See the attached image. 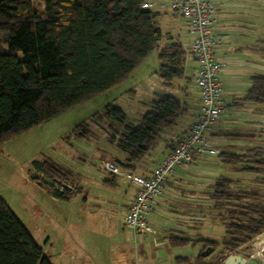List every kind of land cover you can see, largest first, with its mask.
<instances>
[{"label": "trees", "instance_id": "trees-1", "mask_svg": "<svg viewBox=\"0 0 264 264\" xmlns=\"http://www.w3.org/2000/svg\"><path fill=\"white\" fill-rule=\"evenodd\" d=\"M143 1L44 0L40 15L32 0H0V143L124 82L158 49L162 32L155 19L159 12L141 8ZM185 57L186 51L176 42L159 49L157 72L164 86L184 78ZM250 81L244 99L264 105V74H254ZM180 110L177 97L154 96L151 109L138 124L124 125L118 144L127 157L120 166L133 168L153 147L160 128L168 126ZM95 115L124 122L123 111L111 103ZM78 127L74 126L73 134L86 137L87 130L78 132ZM254 150L252 154L217 153V158L235 172L261 176L264 190V158L258 157L260 149ZM32 166L55 178L53 165L46 160H34ZM238 184L226 175L214 179L209 197L225 238L211 257L219 243L200 238L202 249L193 264H217L220 253L232 254L264 232V193ZM51 193L61 200L70 194L59 189ZM188 241L170 238L169 244L183 246ZM180 263L191 264L186 259H178ZM0 264H52L1 196Z\"/></svg>", "mask_w": 264, "mask_h": 264}, {"label": "rangeland", "instance_id": "rangeland-1", "mask_svg": "<svg viewBox=\"0 0 264 264\" xmlns=\"http://www.w3.org/2000/svg\"><path fill=\"white\" fill-rule=\"evenodd\" d=\"M32 3L41 15L44 0H32ZM161 20L157 23L163 32L160 44L174 43L170 42L171 35L179 31L182 36L180 43L186 48V41L191 38L182 25L181 17L172 20L173 26ZM158 65L157 56L152 52L137 67L134 76L122 82V88L128 85L134 89V96L119 88L102 92L0 143V196L41 246L44 255L50 257L52 264H72L74 260H78V264L137 263L135 245H122L123 239L130 236L122 225L125 208L121 206L120 200L108 197L115 190L104 187L99 174L104 172L102 167L108 170L106 165L112 164L113 159L123 158L124 151L118 143L124 125L138 124L143 113L151 109V99L166 91L157 72ZM109 103L123 111V123L95 115L101 113ZM78 124L77 131L82 132L85 128L86 137L79 138L73 134L72 129ZM243 133L252 134L253 147L264 150V123L251 130H243ZM155 148L158 149L157 146ZM258 157L264 158V152L258 151ZM34 160H46L53 165L51 172L55 180L37 172L32 166ZM222 170V175L238 180L236 187L264 193L259 184L261 176ZM35 175L37 179L33 178ZM59 180L73 189L77 188V193H72L66 201L55 197L51 193L52 189L66 191L69 188L62 187ZM205 234L214 240L223 241L224 226L218 220L206 228ZM119 249H124V252H119ZM148 249V259L140 257L141 263L152 264L156 250ZM166 249L162 251L163 263L171 253V248ZM176 249L185 251L191 248L186 246Z\"/></svg>", "mask_w": 264, "mask_h": 264}, {"label": "crops", "instance_id": "crops-1", "mask_svg": "<svg viewBox=\"0 0 264 264\" xmlns=\"http://www.w3.org/2000/svg\"><path fill=\"white\" fill-rule=\"evenodd\" d=\"M213 1L216 11L212 27L220 37V42L215 46V57L224 62L220 76L224 89L221 100L226 111L210 130V141L217 153L252 154L255 152V147L252 145L253 135L244 134L243 130H251L264 123V105L248 102L244 98L250 87L252 75L264 74V6L262 5L264 0ZM155 11H162V17L158 16L155 19L156 23L160 22V18H162L163 22L170 26L173 24L174 18L180 17L167 7L156 8ZM181 22L184 27L183 20ZM158 26L162 32V27L159 24ZM173 30L177 31L175 28ZM171 37L172 41L170 42L181 45L182 36L179 31L172 34ZM161 38L163 37L161 36ZM175 38L177 39L175 40ZM167 44L169 43H161L159 48L153 51L157 59L159 49ZM183 49L186 51L184 78L172 80L169 87L164 86L161 81L166 91L163 94H156H171L177 97L181 103V110L168 126L160 128L153 147L135 163L133 168L120 166V163L124 162L127 157V154L123 152V158L112 160V164L117 168V173H112L102 167L104 172L99 174L101 184L115 190V193L108 197L120 200L125 211L136 191L135 183L127 179L125 175L147 176L166 151L175 144L181 135L186 133L198 112L199 95L193 81L197 67L190 53V39L186 41V48L183 47ZM187 55L188 62L186 61ZM138 68L130 76H134ZM122 85L123 83H120L109 90L119 88L124 92L127 91L130 96H134L133 88H129L128 85L122 88ZM222 169L236 174L240 173L221 163L217 154L202 155L197 157L194 164L187 168H176L168 175L165 189L158 197L157 205L149 217L153 231L139 236L126 228L124 222L122 223L124 230L126 229L130 234L129 237L123 239L124 241L122 240V245L131 243L135 245L136 264H144L139 259L142 256L144 259H148V248L156 250L152 264H177L178 259H186L193 264L194 257L202 249V244L198 242L200 238L219 243V246L209 257L222 248L221 242L223 241L214 240L205 234L206 228L218 221L213 212L209 192L214 179L224 172ZM68 190L69 198L72 193L78 191L77 188L73 189L71 186ZM99 197L106 199V197ZM170 238H189L190 241L183 246H172L169 244ZM263 244L264 241L258 235L247 245L238 247L234 253L244 252L247 258L256 259L259 263L264 264V255L260 256ZM186 246H190L191 249L185 251L176 249ZM167 247L171 248V253L163 263L161 256ZM119 250V252H124V249ZM72 264H78V260H74Z\"/></svg>", "mask_w": 264, "mask_h": 264}, {"label": "built area", "instance_id": "built-area-1", "mask_svg": "<svg viewBox=\"0 0 264 264\" xmlns=\"http://www.w3.org/2000/svg\"><path fill=\"white\" fill-rule=\"evenodd\" d=\"M167 7L183 20L190 35V53L196 63L194 84L198 89L199 108L186 133L166 151L147 176L126 174L135 183L136 191L126 207L124 226L142 236L152 232L149 217L155 209L158 197L165 189L168 175L176 168H187L197 157L215 155L209 132L226 111L221 100L223 85L220 73L224 62L215 57V46L220 37L213 30L216 6L213 0H144L141 8L155 10ZM106 168L117 173L113 164Z\"/></svg>", "mask_w": 264, "mask_h": 264}, {"label": "water", "instance_id": "water-1", "mask_svg": "<svg viewBox=\"0 0 264 264\" xmlns=\"http://www.w3.org/2000/svg\"><path fill=\"white\" fill-rule=\"evenodd\" d=\"M62 187H68L67 185L63 184ZM58 190V188H54ZM260 238L264 241V232L260 234ZM249 247V246H248ZM221 258L218 259L217 264H261L256 259L247 258L244 252L241 253H220ZM264 255V244L260 250V256Z\"/></svg>", "mask_w": 264, "mask_h": 264}]
</instances>
